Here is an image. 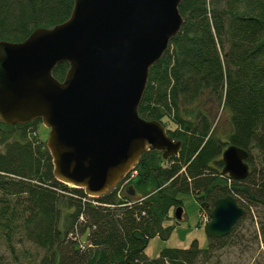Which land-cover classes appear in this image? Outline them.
Here are the masks:
<instances>
[{"label": "trees", "instance_id": "1", "mask_svg": "<svg viewBox=\"0 0 264 264\" xmlns=\"http://www.w3.org/2000/svg\"><path fill=\"white\" fill-rule=\"evenodd\" d=\"M73 3L0 0V40L21 42L36 28L65 21ZM178 11L184 22L151 66L138 113L166 129L169 122L167 134L181 149L168 158L156 150L141 156L126 186L136 196L122 199L118 185L91 199L59 183L35 134L39 120L0 122V237L12 252L14 242L27 241L44 252L35 264H199L212 248L227 245L239 222L206 248L194 241L186 249H164L157 259L144 253L153 233L169 234L162 221L185 192L211 206L230 194L245 212L254 207L264 246V0H181ZM67 69L61 63L52 74L62 81ZM224 110L232 130L222 139L217 126ZM229 145L249 153L251 170L243 180L221 173ZM0 264L18 262L0 257Z\"/></svg>", "mask_w": 264, "mask_h": 264}, {"label": "water", "instance_id": "2", "mask_svg": "<svg viewBox=\"0 0 264 264\" xmlns=\"http://www.w3.org/2000/svg\"><path fill=\"white\" fill-rule=\"evenodd\" d=\"M180 2L74 0L65 21L36 28L21 42L0 40V122L39 120L50 128L45 147L56 180L100 197L144 153L160 151L163 158L179 153L180 141L158 122L140 117L138 107L151 66L184 22ZM61 63L68 64L62 81L52 74ZM247 156L241 147L227 146L221 173L245 179ZM181 214L177 207L175 217ZM243 214L232 195L217 198L207 237H225Z\"/></svg>", "mask_w": 264, "mask_h": 264}, {"label": "rangeland", "instance_id": "3", "mask_svg": "<svg viewBox=\"0 0 264 264\" xmlns=\"http://www.w3.org/2000/svg\"><path fill=\"white\" fill-rule=\"evenodd\" d=\"M218 121L217 132L222 139H225L232 130L228 112L222 111V116L220 115ZM170 126L171 124L168 122L167 129ZM48 132V128L40 121L35 124V134H37L38 140L45 143ZM125 189L126 186H122V184L118 187V194L122 199L124 195L130 196L125 192ZM134 196H136V192ZM177 198L181 200V218L177 219L174 216L176 207L169 210L168 217L162 221V226L163 228L170 227V232L166 236L153 233L148 238L144 250L148 259L159 258L164 249L189 248L194 241H197L200 248H206L210 244V239L207 238L205 233L206 224L202 218L209 220L211 210L201 208L197 197L190 192L179 193ZM210 207L209 209H211ZM253 209L254 207L251 208L250 213L245 212L243 218L239 221L236 234L228 240L227 245L212 248L211 257L207 258L208 260H200L199 264H264V246L261 242L259 229L260 218L257 216V211ZM259 215H263V213L259 212ZM84 240L85 236H81L80 243L82 247L86 243L81 242ZM13 246L14 251L12 252L0 237V257L6 261H16L18 264H35L44 253L27 241L14 242ZM199 258L201 257L199 256Z\"/></svg>", "mask_w": 264, "mask_h": 264}, {"label": "bare ground", "instance_id": "4", "mask_svg": "<svg viewBox=\"0 0 264 264\" xmlns=\"http://www.w3.org/2000/svg\"><path fill=\"white\" fill-rule=\"evenodd\" d=\"M168 48V47H167ZM167 50V49H166ZM165 53V52H164ZM163 53V54H164ZM143 97V96H142ZM140 105V104H139ZM139 108V107H138ZM35 121V120H34ZM32 122V121H31ZM155 122H158V121H155ZM28 123V122H27ZM160 125H162V127L165 129V132H166V134H167V129H166V127L161 123V122H158ZM48 130H50V128H48ZM168 135V134H167ZM169 136V135H168ZM48 150V149H47ZM245 150V149H244ZM246 151V150H245ZM247 153H248V151H246ZM248 155H249V153H248ZM52 158V157H51ZM245 162L248 164V170H249V172H250V165H249V161H248V156H247V158L245 159ZM54 166V165H53ZM249 174V173H248ZM228 177H230L229 175H227ZM231 178V177H230ZM231 179H233V178H231ZM236 180V179H235ZM59 183H61V184H63V185H65V186H67V187H70V188H74V189H81V190H83L82 188H78V187H75V186H72V185H70V184H67V183H64V182H61V181H59V180H57ZM117 187V186H116ZM115 187V188H116ZM114 188V189H115ZM112 190V189H111ZM111 190L109 191V192H111ZM84 191V190H83ZM85 192V191H84ZM109 192H107V193H105L103 196H100V197H91V196H88L86 193V195H87V197H89V198H91V199H93V198H101V197H104L106 194H108ZM128 193V195H130V196H134V194H135V191L133 190V193H130V192H127ZM236 200V199H235ZM236 202H237V200H236ZM238 203V202H237ZM244 214H245V212H244ZM244 214L242 215V216H240V218H238V220L235 222V224L231 227V229L243 218V216H244ZM177 221V220H176ZM231 229H230V231H231ZM230 231H229V233H230Z\"/></svg>", "mask_w": 264, "mask_h": 264}, {"label": "flooded vegetation", "instance_id": "5", "mask_svg": "<svg viewBox=\"0 0 264 264\" xmlns=\"http://www.w3.org/2000/svg\"><path fill=\"white\" fill-rule=\"evenodd\" d=\"M201 202V200H199V203ZM206 209L210 210L209 207H206Z\"/></svg>", "mask_w": 264, "mask_h": 264}]
</instances>
